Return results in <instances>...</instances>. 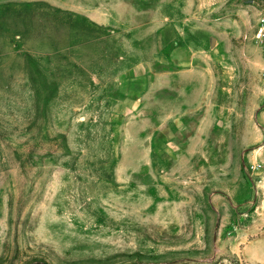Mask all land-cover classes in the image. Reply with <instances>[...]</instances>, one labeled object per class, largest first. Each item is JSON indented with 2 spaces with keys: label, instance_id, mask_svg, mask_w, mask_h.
Instances as JSON below:
<instances>
[{
  "label": "rangeland",
  "instance_id": "rangeland-1",
  "mask_svg": "<svg viewBox=\"0 0 264 264\" xmlns=\"http://www.w3.org/2000/svg\"><path fill=\"white\" fill-rule=\"evenodd\" d=\"M0 264H264V0H0Z\"/></svg>",
  "mask_w": 264,
  "mask_h": 264
},
{
  "label": "crops",
  "instance_id": "crops-1",
  "mask_svg": "<svg viewBox=\"0 0 264 264\" xmlns=\"http://www.w3.org/2000/svg\"><path fill=\"white\" fill-rule=\"evenodd\" d=\"M168 34L166 33V30H163L160 35V45L164 47L170 40V38L167 37ZM167 37V38H166ZM195 49L194 44L192 45L190 43H187L185 46H178L176 49H174L173 56L176 58H179L178 56L182 55V59L179 58V63L181 66H183V63L189 64V62L193 61L194 59V53L193 50ZM191 51V52H190ZM184 52H186V57H184ZM193 81V80H192ZM206 81V80H205Z\"/></svg>",
  "mask_w": 264,
  "mask_h": 264
},
{
  "label": "water",
  "instance_id": "water-1",
  "mask_svg": "<svg viewBox=\"0 0 264 264\" xmlns=\"http://www.w3.org/2000/svg\"><path fill=\"white\" fill-rule=\"evenodd\" d=\"M215 40H213V42H214Z\"/></svg>",
  "mask_w": 264,
  "mask_h": 264
}]
</instances>
